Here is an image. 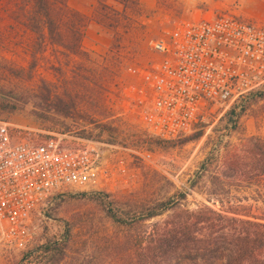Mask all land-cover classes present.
<instances>
[{
	"label": "rangeland",
	"instance_id": "1",
	"mask_svg": "<svg viewBox=\"0 0 264 264\" xmlns=\"http://www.w3.org/2000/svg\"><path fill=\"white\" fill-rule=\"evenodd\" d=\"M60 1L51 0L54 17L75 14L81 54L49 44L34 50L32 34L18 23L29 2L0 0V95L16 107L1 112L0 122L38 139L56 134L67 144L90 143L100 153L101 171L93 183L66 186L37 206L29 242L0 252V264H128L134 242L153 222L161 229L188 211L208 217L196 233L214 240L208 245L217 246V256L230 248L234 233L261 231L244 221L264 224V175L258 174L264 149L251 141L264 142V84L212 105L169 139L143 126L126 95L144 86L139 70L159 58L149 43L173 23L229 11L264 27V0H62V13ZM45 88L71 96L68 116L49 110L37 118L46 107L38 98ZM159 202L168 208L142 220ZM53 241L62 247L56 262L58 254L42 251Z\"/></svg>",
	"mask_w": 264,
	"mask_h": 264
},
{
	"label": "built area",
	"instance_id": "2",
	"mask_svg": "<svg viewBox=\"0 0 264 264\" xmlns=\"http://www.w3.org/2000/svg\"><path fill=\"white\" fill-rule=\"evenodd\" d=\"M149 44L159 58L139 70L144 86L126 97L161 138L264 84V27L229 11L178 20ZM100 171V153L90 143L67 144L56 134L38 139L0 122V252L29 242V217L49 196L93 183Z\"/></svg>",
	"mask_w": 264,
	"mask_h": 264
},
{
	"label": "trees",
	"instance_id": "3",
	"mask_svg": "<svg viewBox=\"0 0 264 264\" xmlns=\"http://www.w3.org/2000/svg\"><path fill=\"white\" fill-rule=\"evenodd\" d=\"M19 4L22 0H11ZM29 2L23 19H19L18 23L29 31L32 36V47L34 50L41 48L42 45H59L70 54H81L79 47V39L81 33V25L78 19H74L71 11H67L66 18L62 21L54 17L53 2L51 0H26ZM135 3H137L135 1ZM61 10L64 8V2H59ZM22 6H19V9ZM23 10V9H22ZM34 58V51L31 59ZM34 62L28 67V72L33 68ZM1 89V88H0ZM39 100L46 106L37 112V118L47 117L49 110L54 113L68 116L74 108V101L68 93L60 95L53 94L48 88H45L44 93L38 95ZM16 110L13 101L4 98L0 95V113H12ZM45 110V111H44ZM241 111L236 113V117L240 116ZM198 133H195L190 139L196 138ZM252 145L256 150L264 149V142L259 138H252ZM262 154V153H261ZM264 175V154L259 165V173ZM224 177V176H223ZM168 207L165 202L155 204V209L149 211L141 217L148 219L160 215ZM207 212L213 213L210 209ZM110 217L115 218L110 214ZM116 220V219H115ZM208 217L200 212L188 211L186 217L181 220L172 221L167 227H158L155 221L152 223V229L146 235L136 239L134 242V254L128 264H199L202 259H220L224 256L225 264H264V224L244 221L248 224L262 228L261 231H246L236 232L232 235L230 248H227L226 253L216 255L217 246L209 247V243L214 240L199 237L196 233V224L205 222ZM214 243V242H213ZM42 251H53L58 254L53 258L54 262L58 261L62 254V247L53 241L52 245L42 246ZM52 260V259H51Z\"/></svg>",
	"mask_w": 264,
	"mask_h": 264
}]
</instances>
